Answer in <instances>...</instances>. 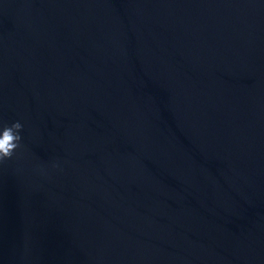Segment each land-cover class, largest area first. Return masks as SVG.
Instances as JSON below:
<instances>
[{"label":"water","instance_id":"obj_1","mask_svg":"<svg viewBox=\"0 0 264 264\" xmlns=\"http://www.w3.org/2000/svg\"><path fill=\"white\" fill-rule=\"evenodd\" d=\"M0 264H264V0H0Z\"/></svg>","mask_w":264,"mask_h":264},{"label":"clouds","instance_id":"obj_2","mask_svg":"<svg viewBox=\"0 0 264 264\" xmlns=\"http://www.w3.org/2000/svg\"><path fill=\"white\" fill-rule=\"evenodd\" d=\"M21 129L22 125L19 122H14L10 126L4 125L0 129V160L11 158L20 147Z\"/></svg>","mask_w":264,"mask_h":264}]
</instances>
